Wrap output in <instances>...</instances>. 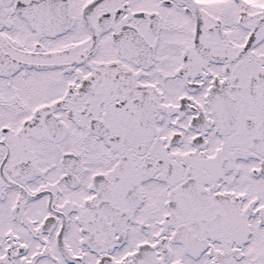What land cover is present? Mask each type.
<instances>
[{"label":"snow or ice","instance_id":"obj_1","mask_svg":"<svg viewBox=\"0 0 264 264\" xmlns=\"http://www.w3.org/2000/svg\"><path fill=\"white\" fill-rule=\"evenodd\" d=\"M0 264H264V0H0Z\"/></svg>","mask_w":264,"mask_h":264}]
</instances>
